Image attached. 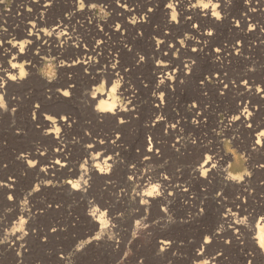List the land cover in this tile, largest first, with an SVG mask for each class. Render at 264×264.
Returning a JSON list of instances; mask_svg holds the SVG:
<instances>
[{"label":"rangeland","instance_id":"obj_1","mask_svg":"<svg viewBox=\"0 0 264 264\" xmlns=\"http://www.w3.org/2000/svg\"><path fill=\"white\" fill-rule=\"evenodd\" d=\"M124 1L132 3L136 9H141L138 12L144 11L145 19L138 18V23L132 25L125 18L120 21L118 32L101 29L96 25L97 23L90 24L88 17L91 13L73 19L71 27L74 41H77L79 37L80 45L86 48L99 45L93 68L86 69L81 64L71 68L65 66L66 63L74 62L73 59L78 61L79 53H76L78 51L69 49L70 51L67 50L61 55L56 51L57 44L40 41L32 49L26 50L25 58L20 61L26 64L25 70L28 72L27 77L22 80L24 84L18 86L12 82L13 84L6 88L5 99L8 101L9 111H0L2 112L0 114V180L7 181L9 176H13L15 181L11 189L6 185L0 186V214L6 207H12L14 211L5 217L10 224L19 212V200L37 179H52V183L49 184L46 181L41 183L39 190L30 196L31 208L35 215L27 225L29 235L25 238V247L20 249L21 255L18 256L16 252L21 241H16L12 247L2 244L0 245V264H65L60 253L67 254L79 239L86 236V239L92 242L74 254L73 264H116L123 256L126 247H131L133 252L124 259V264H137L140 257L144 258V264H169V262L191 264L193 257L198 259L195 256V249L203 242V231L216 228L220 222L225 223L226 230L219 238H214L210 244L206 245V256H213L221 251L222 255L217 257V264H245L248 259L247 254L251 250L256 254L253 264H264V255L247 233H243L240 239H237L238 235L234 237L233 232L228 231L231 230L227 228L229 221L221 219L225 205H230L234 211L236 205H240L242 215L245 209L249 212L253 211L250 218L253 223L258 214L264 213V183H262L264 168L257 167L264 163V147L255 144V133L259 131V128H264V93L259 94L255 91V84L264 82V33H261L259 24L256 29L246 31L248 17H251V22L258 21L264 24V9L261 8L264 0H260L259 5L256 0H252L251 5H245L244 0H233L227 9L224 7L225 0H221V11L228 13L221 21H216L209 16L195 15L192 10L186 13L184 8L187 0H183L177 8V11L181 13L178 17L179 23H169L171 10L164 7L166 0ZM56 2L55 10L66 14L65 10L73 0H56ZM246 6L255 7L257 11H249ZM149 7L152 8L151 12H148ZM55 10L44 16L45 25H50L53 21L52 15L57 13ZM245 12L246 17L242 15ZM117 13L119 12L115 13L119 17ZM189 16L190 19L187 18ZM233 17L241 21L239 28L234 25ZM14 19L15 14L9 3L0 8V28L16 27ZM194 23L199 25L198 29L192 27ZM209 28L213 30L211 37L205 35ZM185 33L195 35L199 43L196 40H185V45L182 46L179 41ZM18 40H25V37L18 36ZM157 41L160 42L159 47H157ZM235 41H240L237 45L241 48L240 55H236L232 50L231 45ZM193 47L196 48V52L192 51ZM216 47L221 48V53L213 51ZM177 49L179 52L176 51ZM165 52L167 56L164 55ZM138 53L145 56V62L136 63ZM217 56L222 59L217 60ZM51 57H55V60L52 61L48 72H54L55 79L48 83L47 78H41L39 69ZM155 58H162L164 64H170L169 70L164 72L175 70L173 74L176 79L172 81L173 83L170 81V84L162 86L161 90L165 91L164 97H166L163 105L157 102L158 94L156 97L152 96L157 82L156 74L161 71L154 64ZM191 59H194L196 63L189 65L192 71L186 75L187 70L184 69L183 62ZM0 61H2L1 56ZM5 63L7 64L8 60ZM112 64H116L115 69L111 68ZM105 65L110 69L107 73L103 71ZM249 65H254L255 70L248 71ZM117 72L124 76L126 82L131 81L138 90L134 99L136 108L121 114L126 121L124 125L119 123L120 116L114 119L110 114L102 118L96 116L91 105L86 103L88 98L83 95L84 90L93 83L101 78L111 80ZM224 73H227V77ZM210 74L216 82H206L201 86L199 81ZM240 79H248L253 87L246 91L245 86L239 84ZM231 80H236L237 84L232 85ZM220 81L229 84V87L223 90L225 95L218 94V89L222 87ZM56 90H59L60 95L56 93ZM63 92L70 93V98L63 97ZM72 101L76 104H72ZM14 104L18 107L13 114L10 109ZM36 104L41 105L39 110H35ZM78 104L86 105L87 110L80 109ZM193 104L195 108L190 111ZM245 105L254 112L250 119L251 128L247 127L249 122L240 115ZM33 110L38 113V119L35 121L32 119ZM42 112L52 115L59 113L55 115L57 125L45 121L43 116L39 115ZM158 112H163L167 120L159 121L153 126L151 121L155 118L154 113ZM67 114H71L67 122L70 126L64 125L61 121V116ZM232 115H239L242 118L229 124ZM177 120L179 123L176 129H172L171 124L176 123ZM194 120L200 123L196 124ZM37 124H40L39 128ZM49 126L61 128L60 139L55 137V133L42 134V128ZM166 126L167 134H165ZM17 129L23 131L17 133ZM85 129L91 132V136L85 135ZM218 132L220 135H217ZM117 133L120 139L113 144L111 140L116 138ZM148 136L153 138L151 143L161 149L160 155L146 151ZM193 137L197 140L196 144L191 143ZM100 140H104V143H100ZM229 140L237 155L243 153L248 158L247 167L253 173L250 178L246 177L245 182L231 186L224 180L223 173L220 171L209 175L208 178H199L198 173L193 175L192 169L201 161L205 152L218 153L214 159L223 156V162L232 159L231 153L225 155ZM56 141H59L58 149H62L70 165L66 171H50L48 175H39L38 167L44 166L47 160H53L54 151L57 149ZM174 143L179 151L173 148ZM86 144H97L100 149L95 150L96 152H103L104 156L111 153L114 159H117L115 154L118 151L119 158L125 163L114 166L110 175H101L91 169L92 162L89 161L92 175L90 187L86 192L70 193L67 178H78L79 175L73 173L75 169H79V165L87 156ZM37 145L46 146L47 153L41 156L36 151ZM137 148L140 149L139 153L136 151ZM20 152L26 155L31 153L29 158L37 159L39 161L37 166L30 168L21 159H17ZM143 155L151 156V160L142 161ZM165 159L167 164L164 168L157 169L155 175L159 176L160 171H166L170 181H164V184H179L181 187V189L175 188L173 196L168 197L171 201L169 210L174 215L175 222L165 224L164 220H160L159 223L145 230V232H151V236L145 237L142 232L141 237L133 240L129 245L133 219L144 215V206L139 205V197H136L135 203L129 202L127 194H122L117 199L118 189L130 183L126 180L130 174L127 163L135 162L139 171L148 163L160 164ZM109 163L112 161L110 160ZM178 168L179 171H177ZM146 177L147 174L145 179ZM134 179L139 182L140 178ZM184 186L189 188L187 192L182 190ZM129 191L131 192V189ZM218 191L221 197L216 195ZM10 192L14 196L13 201L7 199L8 193L11 196ZM91 197L98 202L97 209L105 212V217L110 221L109 226L111 227L113 223L117 225L116 230L121 236L118 246L115 241L107 240L106 232L99 237L95 235L99 231V223H94L90 218L91 212L86 214L88 200ZM165 202L163 197L151 199L149 222L165 216L160 209L161 204ZM200 207L205 208L206 211L202 215H197ZM128 208L130 210L139 208V211L133 216H122L115 221L107 211L110 209L113 213L126 212ZM190 214L191 218H189ZM4 226H6L4 222H0V235H3ZM52 227H55V232L51 231ZM32 229L36 231L33 233ZM243 229L248 230L245 227ZM91 234L93 235L88 236ZM43 237L47 239L43 240ZM161 237L174 242L169 249L157 255ZM227 238H231L230 244L224 242ZM12 239L15 240V236ZM96 239L102 240L94 241ZM189 239L193 242L190 243ZM241 239L244 241L243 244L240 243ZM180 241H183L182 245ZM173 250H178L181 255L174 256Z\"/></svg>","mask_w":264,"mask_h":264},{"label":"clouds","instance_id":"obj_2","mask_svg":"<svg viewBox=\"0 0 264 264\" xmlns=\"http://www.w3.org/2000/svg\"><path fill=\"white\" fill-rule=\"evenodd\" d=\"M75 2V8L71 10L72 14H75V12L84 11L85 8L91 12V15L88 17L89 22H91L92 19H96L97 23L99 21H105L112 16L113 12L112 10L103 2H97V0H74ZM183 2V0H166V3L164 4V7L166 9H171L170 12V20L169 23L176 22L179 23L178 17L181 15L177 11L178 6ZM233 0H225L224 7L225 9L229 8L232 4ZM248 0H245V5H247ZM116 4L119 8L125 9L127 11H133V9H129L127 3H121L120 0H116ZM258 5L260 3H257ZM261 8L264 9V5H261ZM200 11V15L203 17L210 16L211 18H214L216 21H221L228 13L226 11H221V0H187V3L185 4L184 11L187 13L188 11ZM148 11L151 12L152 8L149 7ZM249 11L256 12L257 8L250 7ZM118 15H122V13H117ZM243 15V13H242ZM190 19V16L187 17ZM129 23L132 25H135L138 22V18L133 11V14L131 17H126ZM139 19L143 20L145 19V14L142 13ZM249 23H248V29L247 31H252L255 27V25L251 22V17H248ZM234 21V25L239 28L241 21L239 19H236L235 17L232 18ZM198 24H193L192 27L195 29H198ZM115 29H120V24H115ZM46 34L48 36H52V32L44 29ZM261 33H264V28H262ZM64 32L58 33V35H64ZM206 36L213 35V30L209 28L207 32L205 33ZM185 40H196L195 35H190L189 33H185L184 37L180 39V44L182 46L185 45ZM79 37H77L76 43L78 44ZM197 43H199L198 40H196ZM8 43L12 44L13 47L19 48V53H13L11 58L8 60L9 68L7 69H0L4 72L3 76H0V111H9V104L7 99H5L6 90H4L3 84L6 83L8 80H23L27 75L28 72L25 70L24 63H17L16 57L20 53H24L26 45L30 43L29 40H22L17 41L14 38L10 39ZM64 41H61V44H63ZM99 44L100 42L97 41ZM159 41H157V47H159ZM207 43V41H205ZM240 41H237L236 44L238 45ZM255 44V42H253ZM226 47L228 45H225ZM171 47V45L169 46ZM219 47H216L213 49V51H219ZM193 51L196 50L195 47L192 48ZM239 47L236 48V51H239ZM7 51H10L7 50ZM179 52V49L176 50ZM139 56V60L136 62L137 64H140L141 62H145L146 58L143 54H137ZM165 56H167V52L164 53ZM175 55V54H174ZM217 60H221L222 58L220 56L216 57ZM55 60V57H51L48 59V62L39 69L41 73V78H47V82L51 83L55 79V73L54 72H48L47 69L52 66V61ZM154 64L157 67H160L162 64H164V60L162 58H155ZM184 69L187 71L185 74H189L191 72L190 64L194 65L195 60H185L183 62ZM112 69L116 68V64L111 65ZM19 69L18 73L13 72L12 70ZM100 69H98L99 71ZM254 65L248 66V71H254ZM104 72H109L110 69L107 65L103 68ZM173 72H164L161 71L156 74V80L155 87L152 91V96L156 97L157 94L159 96V102L160 105H163L165 103L164 96L165 91L161 90L162 86L167 81H174L175 75ZM207 79V77H205ZM245 83H242V85L245 86ZM126 85V86H125ZM201 86H203V82H201ZM252 88V85H247L245 90H250ZM255 89L257 93H264V87H262V84L256 83ZM137 89L131 81H127L124 78V76L120 75L119 72H117L114 76H112L111 80L109 81L106 78H101L98 82L93 83L89 88L84 90V94L88 99L86 100V103H89L91 105L92 110L100 114V118L103 117L104 114H112L113 116H117V113H126L129 111H132L136 108V105L133 103L134 99L137 95ZM223 91V90H221ZM66 95L67 92H64ZM15 99V98H13ZM92 101H95L92 103ZM159 106V105H158ZM195 106V104H193ZM17 105H12L10 112L15 113L17 109ZM242 114L244 115L245 120L249 121L248 125H251L250 118L254 115L253 111H250L245 105ZM45 117V121H51L52 125L56 124V118L52 114H43ZM197 115H200V113H197ZM123 115H120L119 122L123 120ZM155 119L151 121V124L154 126L157 122L161 120H167V117L163 114V112L154 113ZM239 115H232L229 119V124H231L232 121L237 120ZM32 119L35 121L37 119L36 111L33 110L32 113ZM61 119L64 120V116H61ZM14 123V121H13ZM179 123V120L176 121V123H172V129H176L177 124ZM194 123L198 124L200 121L194 120ZM147 126V124L145 125ZM37 127H40V124H37ZM227 127V126H226ZM21 130L17 129V133H19ZM61 128L59 126L55 127H48V128H42V134L43 135H49L52 133H55L56 138H60L61 136ZM165 134H167V126L165 130ZM85 135L91 136V132L88 129H85ZM217 135H220L218 132ZM256 145H262L261 138H264V128H259V131L255 133ZM149 137V142L147 145L146 151L150 150L153 146L151 143V136ZM119 139V134H116V138L111 140L113 144H115V141ZM75 140V138H74ZM177 140H179V137H177ZM79 142V141H76ZM197 140L196 138H191V143L196 144ZM100 143H104V140H100ZM175 144V143H174ZM86 149H91L93 147L92 144H86ZM255 147V145L253 146ZM36 151L39 152L41 156L45 155L48 151L46 146L37 145ZM59 151V149H57ZM137 153L140 152V149L137 148ZM157 152H159V149H157ZM228 153H231L232 159L228 160L227 162L224 161L223 156H219L218 159H214V156H218V153H209L205 152L203 154V158L201 161L194 166L192 169L193 175L198 173L199 178H208L209 172H211L213 169H216L217 171H220L223 173V178L225 181L228 182H235L236 184H240L241 182L246 181V177L250 178L252 176V170H249L247 167V157L240 153L237 155V152L235 149L231 147V141H227V145L225 148V155ZM29 154H25L24 152H20L17 156V159H22L26 162L27 166L32 168L35 167L39 161L37 159H30ZM117 159L113 158V155L109 153L107 156L104 157L102 161H100L98 158L101 156V152L97 151L95 153L88 152V155L85 157L84 161L79 165V169H83L82 172L79 173L78 178L73 179L72 177L67 178V183L70 185V188L72 190H82L84 192L87 191L88 187H90V180L92 179V175L90 173V167L91 169L95 170L97 174L101 175H110L112 173V169L114 166H116L118 163H125V161L121 158H119L120 154L117 151L116 152ZM92 161L91 166L89 167V161ZM112 161V163H109V161ZM149 155H143L142 161H150ZM233 161H235V166L233 164ZM55 163H60L59 160H57ZM165 164H167V159H165L160 164H153L148 163L143 168H141L139 171H137V164L135 162H129L127 163V167L129 169V175H128V181L130 182L127 186H121L117 193V199L120 198L122 194H127L129 197L130 203L136 202V197H139V205L144 206V215L139 216L137 218L133 219L132 223V229L130 233V239L128 241V244L130 245L133 240L137 239L138 237H141L142 232L144 233L145 237L151 236V232H145V230H148L153 224H157L160 222V220H164L165 224H170L175 222L174 215L169 211V206L171 204V201L168 200V197L173 196L175 188H180L179 184L173 185L171 183L164 184V180H169V177L167 175L166 171H160L159 176L155 175V172L157 169L164 168ZM6 166V165H5ZM257 167L264 168V163H261L257 165ZM78 169V171H79ZM180 169L178 168L177 171ZM41 172H47V167L41 165L40 166ZM147 174V177L145 179V175ZM87 177V178H86ZM135 177H139V182H137ZM15 181V178L13 176H9L7 181L0 180V185H6L9 189L14 187L13 182ZM47 182L49 184L52 183V179H44L40 178L35 181L33 186L22 196V198L18 202L19 206V212L17 216L11 221L9 224L5 217L7 214L12 213L14 209L12 207H6L3 210V213L0 214V222H4L6 226L3 227V235H0V245L2 244H8L9 247H12L16 244V241H21L19 248L16 249L17 255H21L20 249L25 247V238L29 235V229L27 225L29 224L30 219L32 218L35 213L32 211L31 204H30V196L39 190V186L41 183ZM82 182V183H81ZM264 183V182H262ZM83 186V187H82ZM131 189V192L129 191ZM139 189V191H137ZM183 191L187 192L189 188L187 186H184ZM165 191H167V196H165ZM251 192V191H249ZM11 193V192H10ZM217 196L221 195V193L218 191L216 193ZM163 197L165 199V203L161 204V211L165 213V216L158 217L156 220H153L151 222L148 221V216L150 212V206H151V199ZM7 199L9 201L14 200V196L11 193V196H9V193L7 195ZM226 200V198H224ZM239 199V197H237ZM245 197V201H246ZM185 203H188V201H185ZM98 202H96L94 197L89 198L88 200V207L86 208V214L88 215L89 212H91V217H98L99 219V231L95 234L97 237L102 236L103 233H107V240L108 241H115L117 246L120 243L121 236L120 233L116 230L117 225L113 223L111 227L109 226L110 221L108 218L105 217L104 211H99L96 207ZM59 206V205H58ZM57 206V207H58ZM241 206L236 205V210L234 211L233 208L230 205H225L224 211L221 213V219L222 221L225 218H229L231 222L227 224V228L231 229L233 233H238L237 239H240V236L243 234L240 233V228L236 226H244L248 229L251 236L250 238L255 242L256 246L259 248L260 252L264 254V213H260L256 216L255 222H251V217L253 215V211L249 212L247 209H245L244 214H241ZM201 215L203 214V207H200ZM108 213L112 217V219L115 221L117 218H120L122 216H133V214L137 213L139 211V208H133V209H127V211H117L115 213L110 212V209H107ZM42 212V211H40ZM189 218H191V214L189 215ZM51 230H55V227H52ZM225 223L220 222L218 226L215 228L214 232L215 234H221L225 232ZM36 229H32V232L34 233ZM18 234V235H17ZM88 235V236H92ZM15 236V240L12 239V237ZM87 237V236H86ZM86 237L79 239L78 243H75L73 249L69 251L67 254L61 252L60 256L62 259L65 260V264H73V256L76 252L83 250L87 244L92 242V240H87ZM45 240V237L42 238ZM212 239V235L209 233H205L203 235V242L200 244L199 247L195 249V256L201 257L200 259H196L193 257L191 264H217V257L222 255L221 251L216 252L213 256H206L203 255L205 253L206 245L209 244V242ZM102 239H96L94 241H100ZM231 238H227L224 240V242L227 244L228 241H230ZM173 240L171 239H164L160 238L159 240V248L157 249V255L163 253L165 250L169 249L170 246L173 244ZM189 242H193L192 239H189ZM240 243L243 244L244 241L241 239ZM180 244H183V241H180ZM132 248L126 247V250L123 253V256L116 262V264H124V259L130 255H132ZM173 255H181L178 250H173ZM255 253L251 250L248 252V264H253V258L255 257ZM137 264H144V258L140 257L137 261ZM171 264V262H169Z\"/></svg>","mask_w":264,"mask_h":264},{"label":"bare ground","instance_id":"obj_3","mask_svg":"<svg viewBox=\"0 0 264 264\" xmlns=\"http://www.w3.org/2000/svg\"><path fill=\"white\" fill-rule=\"evenodd\" d=\"M101 2H103L104 4H108V7L113 10V14L112 16L107 20V22L105 21H99V23H97L96 19H92L93 21L90 22V24L93 23H97L96 25L100 26L101 29H106L108 31H112V32H118V30L115 29L114 24L119 23L120 21L124 20L126 17H131L133 14V11L135 12L137 18H139L141 16L142 13L145 14V12H138L141 9H136V7L133 6L132 3H129L128 1H124V0H120V2L123 3H127L128 8L129 9H133V11H127L125 9L119 8L117 6V4L115 3V0H110L109 2H106L105 0H101ZM9 3V5H11L13 13L15 14V19H14V24L16 25V27L12 28L11 26L8 27H2L0 28V39H2L4 42L2 45H0V56L2 58V61H0V69H7L9 68V64L5 63L6 60H9L12 56L13 53H19V48L18 47H13L12 44L8 43V41L10 39H15L17 41L18 40V36L21 37H25V40H29L30 43L28 45H26L25 47V51L24 53H20L17 55L16 57V61L17 63H21L20 61L25 58V53L26 50L32 49V47L34 45L39 44L40 41H45L48 44H57V46L55 45L56 51L57 53H61V55L63 53H65L67 50L71 49L73 51H78L76 53H79L78 56V61L72 62V63H66L65 66H78L77 64H81L82 67L89 69V68H93L94 67V58L97 56V49H99V45L96 47H90V48H86V47H82L80 45V42H78V44L76 43V40L74 41V38L72 36V22L73 19L75 17H79V16H86V15H90L91 12H89V10L86 8L84 11H80V12H75V14H72L71 10L75 8V5L73 2H71L70 6L65 10L66 14L61 12H57L55 9L57 8V2L56 0H4V4L0 5V8L7 5ZM45 5H50L48 7H45ZM247 7V6H246ZM248 8V7H247ZM29 9H31V11H29ZM249 9V8H248ZM57 12L54 15H52L53 21L50 23V25H45L44 23V16L46 14H48L49 12ZM171 10V9H169ZM116 12L122 13V15H120L119 17L116 16ZM147 12V11H146ZM192 13H194L195 15H199V10L196 11H192ZM118 15V14H117ZM149 15V14H148ZM146 16V15H145ZM210 17V16H209ZM213 19V18H212ZM138 23V22H137ZM14 25V26H15ZM5 29L7 31H5ZM44 29H47L49 31L52 32V36H48L46 34V32L44 31ZM98 31V30H97ZM60 32H64V35H58V33ZM111 33V32H110ZM74 34V33H73ZM21 39V38H20ZM61 41H64L63 44H61ZM97 42V41H96ZM45 44V43H44ZM47 44V45H48ZM94 45V44H93ZM101 45V44H100ZM49 46V45H48ZM52 47V45H51ZM54 47V46H53ZM101 48V47H100ZM10 51H7L9 50ZM44 49V47H43ZM70 51V50H69ZM55 52V51H54ZM30 53V52H29ZM56 54V53H55ZM73 55V54H71ZM57 57H59V55H57ZM64 58V57H63ZM60 60V59H59ZM64 60V59H63ZM68 60V59H67ZM61 61V60H60ZM59 61V62H60ZM65 61V60H64ZM71 61V60H70ZM63 62V61H62ZM68 62V61H67ZM23 63V62H22ZM64 63V62H63ZM61 64V62H60ZM26 65V64H25ZM28 65V64H27ZM64 65V64H63ZM80 66V65H79ZM61 67V66H60ZM170 64L166 63V64H162L158 69H160L161 71H166L169 70ZM51 67H49L47 69V71L50 69ZM73 70V69H72ZM13 72H17L19 71V69H14L12 70ZM86 71V70H85ZM160 71V72H161ZM113 72V71H112ZM105 73V72H104ZM4 72L2 70H0V76H3ZM110 81V80H109ZM12 82H15L18 86L23 85L24 82L20 79H18L17 81H7L6 87L4 88V90H6V88L13 84ZM170 81H167L165 84H168ZM172 82V81H171ZM173 83V82H172ZM28 84V83H27ZM170 84V83H169ZM72 87V86H71ZM71 90V89H70ZM68 90V91H70ZM72 92V91H71ZM64 93V92H63ZM64 97V96H63ZM158 99V98H157ZM94 102V101H93ZM159 102V100L157 101ZM75 102L72 101V104H74ZM134 103V101H133ZM76 104V103H75ZM80 105V104H78ZM89 106V105H88ZM158 106V105H157ZM80 109L82 110H87L86 105H80ZM241 112V111H240ZM243 112V111H242ZM241 112V116L244 118V115ZM2 112H0L1 114ZM84 113V112H83ZM110 114V113H109ZM109 114H104V115H109ZM122 113H117V116H120ZM239 114V113H238ZM96 116H100V114H95ZM103 115V116H104ZM111 117L113 116L112 114H110ZM109 115V116H110ZM63 116V115H62ZM56 117V116H55ZM113 116L112 119H114ZM240 117L239 119L241 120ZM100 118V117H99ZM110 118V117H109ZM57 119V118H56ZM251 119V118H250ZM60 120V119H59ZM245 120V118H244ZM243 120V122H244ZM61 121L64 123V125H66V122L64 120L61 119ZM236 121V120H235ZM239 121V120H238ZM246 122H249L248 120H245ZM49 123H51V121H48ZM58 122V121H57ZM234 122V121H233ZM251 122V120H250ZM59 123V122H58ZM52 124V123H51ZM57 125V124H56ZM51 127V126H49ZM48 128V127H47ZM256 129V128H255ZM258 129V128H257ZM54 134V133H53ZM52 135V134H51ZM54 136V135H53ZM47 137V136H45ZM49 137V136H48ZM60 139V138H59ZM261 141H264V138H261ZM102 145V144H101ZM55 146L58 149L59 146V141L55 143ZM64 146V145H63ZM260 146V145H257ZM62 148V147H60ZM57 149L54 151L55 155L53 160L51 159V161L45 162L44 166L47 167V172H41L40 168L38 167V173L39 175H48L50 171H66L68 165H70L68 158L65 156V153H63V151H61L62 149H59V151H57ZM65 149V148H64ZM100 149V147L95 144L93 145V147L91 149H86L85 153L86 155H88V152H96L95 150ZM255 149V148H254ZM66 150V149H65ZM104 153L101 152V156L98 158L99 160H103L104 159ZM22 160V159H21ZM57 160L60 161V163H55ZM23 161V160H22ZM91 161V160H90ZM25 162V161H23ZM92 162V161H91ZM26 164V162H25ZM234 166H235V161L233 162ZM73 165V164H72ZM71 165V166H72ZM79 168V167H78ZM94 170V169H93ZM83 169H75L74 171V175H79L80 172H82ZM216 169H213L209 175H212L216 172ZM37 173V174H38ZM62 173V172H60ZM82 183V182H81ZM229 184L231 186H235L237 185L235 182H229ZM241 184V183H240ZM69 185V184H68ZM83 187V186H82ZM69 190L71 191L70 193H76V192H84L82 190H72L70 188L69 185ZM152 199V198H151ZM92 215V214H91ZM93 219L94 223H99V219L98 218H91ZM226 220H228L229 222H231L230 217L229 218H225ZM226 222V221H225ZM228 222V223H229ZM95 224V225H96ZM240 228V233H247L248 237L251 236L250 232L248 230H244V226H236ZM243 229V230H242ZM215 228L213 227L211 230H204L202 236L205 233H209L213 235V239L215 238H219L220 235L222 234H215L214 232ZM228 231H232V230H228ZM234 237H236V235H239L238 233H233ZM251 241V240H250ZM255 243V242H254ZM256 246V244H254ZM257 247V246H256ZM258 248V247H257ZM203 255H207L206 253H204ZM264 255V254H262ZM202 258L198 257V259ZM218 260V259H217Z\"/></svg>","mask_w":264,"mask_h":264},{"label":"snow or ice","instance_id":"obj_4","mask_svg":"<svg viewBox=\"0 0 264 264\" xmlns=\"http://www.w3.org/2000/svg\"><path fill=\"white\" fill-rule=\"evenodd\" d=\"M50 3H51V0H50ZM73 3H74V5H75V2H74V0H73ZM244 3H245V0H244ZM251 3H252V0H248V3H247V5H251ZM256 3H260V0H256ZM2 4H4V0H0V5H2ZM48 6H50V5H45V7H48ZM86 9V8H85ZM29 11H31V9H29ZM149 12V11H148ZM243 16H247V13L245 12V13H243ZM254 25H255V27H254V29H256L257 28V26H258V24L260 25V31L262 30V28H264V24H260V22H252ZM199 27V26H198ZM247 29H248V26H247ZM247 29H246V31H247ZM253 29V30H254ZM5 31H7L6 29H5ZM211 36H213V35H210V36H208V37H211ZM3 40L2 39H0V45H2L3 44ZM236 42L237 41H235V43L233 44V45H231V47H232V50H233V52L236 54V55H240L241 54V48H239L240 50L239 51H236V48H237V44H236ZM193 51V50H192ZM197 50H195V51H193V52H196ZM215 53H221V48L219 49V51H214ZM139 60V57H138V59H137V61ZM136 61V62H137ZM195 63H196V61H195ZM195 65V64H194ZM69 68H71V65H69ZM191 71H192V69H191ZM224 76L225 77H227V73H224ZM27 77V76H26ZM25 77V78H26ZM24 78V79H25ZM176 79V78H175ZM18 80V79H17ZM17 80H10V81H17ZM246 81V83H245V88L247 87V85H251V84H249V81H248V79H240V81H239V84H242V83H244ZM201 82H203V85L206 83V82H209V83H215L216 81H213V79H212V75L210 74L208 77H207V79H205V77H203V79H201L200 81H199V83H200V85H201ZM220 83L222 84V87H220L219 89H218V94L219 95H225V92L224 91H221V90H224V89H227L228 87H229V84L228 83H224L223 81H220ZM230 83L232 84V85H236L237 84V81L236 80H231L230 81ZM6 84H7V82L6 83H4L3 84V87L5 88L6 87ZM260 84H264V82H262V83H260ZM66 86H68V85H66ZM73 88H74V86H72ZM252 87H253V85H252ZM255 91H256V89H255ZM56 93L57 94H59L60 95V92H59V90H56ZM63 96L64 97H66V98H70V93H68L67 92V94L65 95L64 93H63ZM166 99V97H164V100ZM41 108V105H39V104H36L35 105V110H39ZM193 108H195V106H192L189 110L191 111ZM44 113L42 112V113H39V115H42L43 116V119L45 120V117H44V115H43ZM53 115L55 116V115H59V113L57 114V113H53ZM70 115L71 114H67V115H64V121L66 122V126H70V124L69 123H67L69 120H70ZM36 116H37V119H38V113L36 112ZM36 119V120H37ZM155 119V118H154ZM237 120H239V118L237 119ZM161 121H163V120H161ZM121 125H124L125 123H126V121L125 120H122V121H120L119 122ZM247 127H249V128H251L252 127V125H247ZM171 128H172V126H171ZM21 131H23V130H21ZM58 139V138H57ZM119 139H120V137H119ZM118 139V140H119ZM153 138L151 137V140H152ZM148 142H149V137H147V143H146V145H145V147H146V149H147V145H148ZM115 143H116V141H115ZM173 146V148L176 150V151H179V149L176 147V145L175 144H173L172 145ZM261 147H264V144H262L261 145ZM157 149H159V152H157ZM137 150V149H136ZM148 153H155L156 155H160V153H161V149L159 148V147H155L154 146V144H153V146H152V148L150 149V150H148ZM150 159H151V156H150ZM37 166V165H36ZM114 169H112V171H113ZM209 174H210V172H209ZM208 174V175H209ZM126 180L128 181V176L126 177ZM164 181H168V180H164ZM0 186H3V185H0ZM220 196V195H219ZM221 197V196H220ZM223 199H224V197H222ZM138 203H139V201H138ZM58 206V205H57ZM170 211V210H169ZM203 213L206 211V209L205 208H203ZM197 215H201V210L199 209V211L197 212ZM52 232H55L56 231V229L55 230H51ZM212 235V234H211ZM47 239V237H45V240ZM212 240H213V235H212V239H211V241L209 242V244L212 242ZM231 243V240L230 241H228V243L227 244H230ZM245 264H248V261H246L245 262Z\"/></svg>","mask_w":264,"mask_h":264}]
</instances>
